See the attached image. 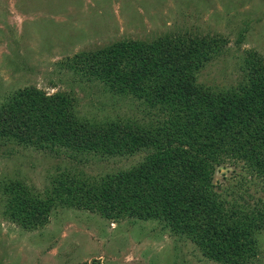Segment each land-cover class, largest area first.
<instances>
[{"label":"trees","instance_id":"16d2710c","mask_svg":"<svg viewBox=\"0 0 264 264\" xmlns=\"http://www.w3.org/2000/svg\"><path fill=\"white\" fill-rule=\"evenodd\" d=\"M227 43L190 34L122 40L69 63L83 79L154 110L148 122H99L82 116L67 94L38 88L0 101V146L101 161L147 152L130 169L104 175L86 176L82 164L72 163L39 192L5 182V216L27 231L44 228L62 207L111 221L160 219L204 256L250 264L258 256L255 233L264 230V201L249 208L228 201L214 179L220 168L242 165L264 185V57L249 51L230 88L202 85L201 72L224 55Z\"/></svg>","mask_w":264,"mask_h":264},{"label":"rangeland","instance_id":"374dc122","mask_svg":"<svg viewBox=\"0 0 264 264\" xmlns=\"http://www.w3.org/2000/svg\"><path fill=\"white\" fill-rule=\"evenodd\" d=\"M181 34L227 39L224 55L203 69L198 82L230 88L249 51L264 57V0H0V101L38 88L67 94L82 116L99 122L154 120V110L83 79L69 63L122 40ZM6 145L0 146V187L24 182L33 192L43 191L57 169L60 175L72 163L82 164L86 176L104 175L130 169L147 153L101 161L90 154L71 158L69 151L50 155ZM214 182L228 201L247 208L264 201V185L242 165L220 168ZM6 201L0 189V264H223L160 219L111 221L62 207L44 228L27 231L5 216ZM254 237L258 256L250 264H264V230Z\"/></svg>","mask_w":264,"mask_h":264}]
</instances>
